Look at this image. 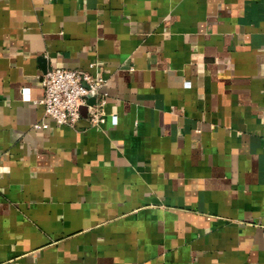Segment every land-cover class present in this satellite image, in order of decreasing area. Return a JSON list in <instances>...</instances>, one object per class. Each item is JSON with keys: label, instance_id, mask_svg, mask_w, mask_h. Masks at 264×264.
<instances>
[{"label": "crops", "instance_id": "0c3cea01", "mask_svg": "<svg viewBox=\"0 0 264 264\" xmlns=\"http://www.w3.org/2000/svg\"><path fill=\"white\" fill-rule=\"evenodd\" d=\"M0 264H264V0H0Z\"/></svg>", "mask_w": 264, "mask_h": 264}, {"label": "built area", "instance_id": "2783aa9c", "mask_svg": "<svg viewBox=\"0 0 264 264\" xmlns=\"http://www.w3.org/2000/svg\"><path fill=\"white\" fill-rule=\"evenodd\" d=\"M44 95L39 102L45 107L47 120L36 122L33 128L50 126L49 120L57 125L75 126L83 118L82 108L86 107V119L92 126L106 122V100L101 92L105 80L79 68L51 67L41 76ZM90 95L96 97L91 103Z\"/></svg>", "mask_w": 264, "mask_h": 264}, {"label": "water", "instance_id": "95a60500", "mask_svg": "<svg viewBox=\"0 0 264 264\" xmlns=\"http://www.w3.org/2000/svg\"><path fill=\"white\" fill-rule=\"evenodd\" d=\"M86 112H87L86 107H83L82 108V115H83V117H86Z\"/></svg>", "mask_w": 264, "mask_h": 264}]
</instances>
